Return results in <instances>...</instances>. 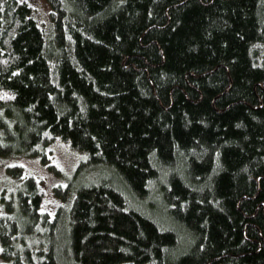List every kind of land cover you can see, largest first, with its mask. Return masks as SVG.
Masks as SVG:
<instances>
[{
	"label": "trees",
	"instance_id": "trees-1",
	"mask_svg": "<svg viewBox=\"0 0 264 264\" xmlns=\"http://www.w3.org/2000/svg\"><path fill=\"white\" fill-rule=\"evenodd\" d=\"M47 1L48 39L0 0V155L60 138L108 173L51 216L9 166L2 264H264V0Z\"/></svg>",
	"mask_w": 264,
	"mask_h": 264
},
{
	"label": "rangeland",
	"instance_id": "rangeland-1",
	"mask_svg": "<svg viewBox=\"0 0 264 264\" xmlns=\"http://www.w3.org/2000/svg\"><path fill=\"white\" fill-rule=\"evenodd\" d=\"M27 1L35 8L36 18L40 25L44 27L48 39L49 34L54 30L50 17V4L47 0ZM51 139V142L43 150L46 151V162L42 161L41 156L37 154L31 155L16 152L17 154L0 155V191L4 188L12 191L19 183L17 178L8 174L7 168L13 165L23 166L24 175H33L44 192L41 210L54 216L60 206L65 207L70 203L69 200L56 193L57 187L69 186L73 190L78 183L93 180L94 176L91 174H94L95 177L101 174L107 177L108 172L102 169L101 173L91 167L85 168L86 154L73 149L60 138ZM157 196L154 192L150 202L153 204L155 217L164 222L165 211L162 206L163 203ZM182 234H186V232L182 231ZM1 250L2 245L0 243V264L5 262Z\"/></svg>",
	"mask_w": 264,
	"mask_h": 264
}]
</instances>
